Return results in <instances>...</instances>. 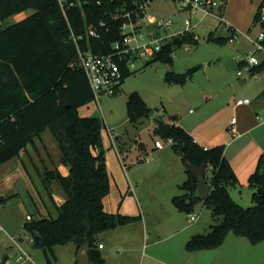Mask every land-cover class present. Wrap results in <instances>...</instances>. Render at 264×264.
I'll use <instances>...</instances> for the list:
<instances>
[{"label":"trees","instance_id":"obj_1","mask_svg":"<svg viewBox=\"0 0 264 264\" xmlns=\"http://www.w3.org/2000/svg\"><path fill=\"white\" fill-rule=\"evenodd\" d=\"M146 1L152 0H63V4L59 0H0L1 20L34 9L24 19L0 27V165L20 157L29 146H35L47 129L51 131L61 152V162L68 166L69 172L65 174L59 168H36L46 191L45 197L36 186L46 213L37 207L24 226L41 234L55 263L56 245L74 242L79 248L87 242L89 264H107L99 250L98 235L142 219L141 214L109 212L105 208L112 182L103 141L106 125L99 116L79 113V108L96 100V95L78 64L79 49L73 33L79 37L85 35L89 27H95L98 36L79 39L80 48H90L96 53L109 52L112 44L122 39L125 14L131 12L136 20L143 15L140 4ZM257 15L258 12L255 22ZM227 39L230 36H215L213 32L208 36L209 41L225 42ZM197 43L192 33L177 36L153 59L146 61V65L158 59L173 61L176 49ZM197 68L186 73L169 71L166 77L171 82L185 83ZM253 69L261 71L264 64ZM123 71L124 81L132 72L127 68ZM127 106L131 121L151 111L136 91L129 95ZM168 139L172 140L177 152L180 143L183 144L182 160L187 174L181 185L185 193L173 196L175 206L189 214L198 201L204 200L217 221L209 232L192 235L186 249L194 252L219 247L228 233L246 236L253 243L264 240V151L248 180L255 190L254 204L243 207L230 193L239 179L225 154L224 145L205 148L182 125L175 123L171 125ZM187 160L194 165H207V181L211 187L208 196L198 195V178L187 166ZM24 166L30 173L26 163ZM55 182L66 194L62 201L52 191ZM16 195L0 193V205ZM6 259L0 264H6Z\"/></svg>","mask_w":264,"mask_h":264},{"label":"rangeland","instance_id":"obj_2","mask_svg":"<svg viewBox=\"0 0 264 264\" xmlns=\"http://www.w3.org/2000/svg\"><path fill=\"white\" fill-rule=\"evenodd\" d=\"M225 1L226 5L222 8L216 7V10L222 9L225 19L236 30L235 37L225 42L209 41L208 36L211 32L215 36L223 37H228L230 32L219 19L205 18L200 26L194 29V32L200 36L197 44H185L176 49L173 61L158 59L146 65L145 60H136L131 67L132 73L125 77L114 95L101 94L89 107L82 109V112L90 113L89 116L102 118L106 125L104 129L107 136V127H110L114 131L115 138L118 137L120 146L125 145L128 148L133 146L134 151V146H137L139 142L146 144L147 151L139 156V161L135 162V165L128 164L126 169L132 189L134 188V193L142 202L150 221L153 216L160 214L164 221L169 218L168 211L162 213L163 207L166 210L173 209L178 212L173 196L185 193L181 185L186 179L185 164L171 139L161 136L160 132H154L156 119L162 120L169 126L174 123L182 125L191 134V128L200 131L210 125H216L212 131L215 128L221 130L235 116L243 124L242 130H237L236 133L229 130V138L241 139L230 148L227 142H224L226 153L235 166L243 161L251 162L252 159H256L255 167L258 164V158H255L253 151L258 141L264 143V118L260 116L264 111V95L262 94L264 92V69L254 70L247 61L256 48L249 36L256 38L261 31V26L255 24V15L260 6L264 4V0ZM33 12L34 9L24 10L5 20L0 19V27L10 26ZM200 15L201 13L198 17L191 16L193 24L198 22ZM188 17L189 13L180 9L178 1L152 0L147 6L144 21L146 26L153 25L152 19L156 25L173 21L171 26L160 28L162 34L165 28L169 34H173L184 30L183 22ZM191 33L194 37L193 32ZM256 56L260 61L259 65L264 64V51L260 50ZM227 58H233L235 62L231 66L219 64ZM194 67L198 68L185 83L171 82L166 77L169 71L186 73ZM134 91L140 94L151 111L149 115L131 121L128 118L127 101ZM243 98H250L252 104H236L239 99ZM241 133L244 134L240 135ZM156 139L164 143L162 149H153ZM37 143L39 147H36V150L31 147V152L39 163L38 167L30 165L29 158L24 155V159L30 165L33 182L29 184L21 182L16 192L17 195L5 205H0V227H2L0 229V262L7 257L12 264H45L43 250L33 248V242L28 239L30 231L25 228L24 224L28 215L34 216L37 207L40 210L45 209L42 198L34 188L39 186L46 197V191L36 168H58L56 162L61 161V152L49 129L43 133V139H37ZM39 158L46 160V166L39 162ZM172 158L181 162L179 173L174 171ZM63 168L66 171L64 173L68 174V166L64 165ZM52 191L65 194L56 182L52 185ZM129 191L131 192L128 187L127 194L130 193ZM254 191L247 180H240L230 189L232 198L243 207L254 204L252 200ZM124 194L117 188L111 189L107 195L109 196L108 207H114L117 211L120 202L124 199ZM56 198L62 201L59 195ZM46 200L48 202L49 198L47 197ZM156 213L158 214L155 215ZM193 213L199 218L191 223V235L207 233L211 230V225L217 223L212 209L205 205L204 200L196 203ZM184 216L189 223V215L185 213ZM128 228L131 227L121 229L122 234L125 233L123 236L125 239H127L126 232L130 230ZM117 232L107 231L98 235V242L106 245L104 252L110 253L111 260L114 262H119L124 255L122 242L114 237ZM11 237L21 243L30 255L31 261L23 263L15 261L16 247ZM229 238L245 242L247 248L243 246L240 248L245 253L255 255L256 259L252 264H264V240L253 243L246 236L228 233L226 243L229 242ZM78 249L74 242L56 245L54 250L59 256L58 264H74L77 261L75 253ZM207 256H201L199 259V255L192 256L191 254V264H209Z\"/></svg>","mask_w":264,"mask_h":264},{"label":"crops","instance_id":"obj_3","mask_svg":"<svg viewBox=\"0 0 264 264\" xmlns=\"http://www.w3.org/2000/svg\"><path fill=\"white\" fill-rule=\"evenodd\" d=\"M92 102L83 105L79 108L80 115L89 116L90 113L88 112L84 113L82 112V109H84V107H89ZM231 120L228 121L221 130L219 129L216 130L215 128V130L212 131L213 127H216V125L207 126L204 129H201L200 131L199 130L195 131L196 129L191 128V135L194 137V139H196L195 140L196 142H198L201 146L205 148L213 147L216 145H223L224 142H227L230 148L239 139H241V138H237L235 140L234 138L233 139L229 138ZM242 126L243 124L237 119L238 131H240V129L242 130ZM156 127L157 124L154 126V132L159 133V130L155 131ZM184 128L186 129V127ZM107 130H108V136L106 130L105 129L103 130V141H104V147L107 157V166L112 179L111 189L117 188L121 193H125L123 195L124 199L123 201L120 202L117 211H120L121 213L128 215L144 214L142 215L141 220H138L136 222L127 225L119 226L112 230H108V231H118L114 237H116V239L119 238V240L122 242L124 246V255L119 262L112 261L110 253L106 251L104 252L106 245H104L102 242H98L97 240L99 245L103 244V247L101 248L99 247V250L101 251L103 257L106 259L107 264H191V254L192 256L199 255V259H201V256L205 257L208 255L207 258L209 260V264L254 263L255 261L254 259H256L255 255L243 252L240 246L246 247V244L245 242L239 241L236 238H229L228 243L224 242L219 247L205 249L202 251L189 252L186 249V244L192 236L191 223L190 222L187 223V220L185 219L184 216L185 212L180 211L178 208H177L178 212H176L173 209L166 210L163 207L162 213L168 211L167 213L169 214L168 216L169 218H167V220L164 221L160 214L159 216H153L150 221L146 216V212L144 210V206L142 202H140V200L137 198L136 194L134 193V188L132 189V184L130 183V179L129 176L127 175V169H126V166L128 164L135 165V162L139 161L140 158L139 156L147 151L146 144L142 141L139 142L137 146H134V151H133L132 149L133 146L128 148L125 145L123 146L119 145V139L118 137L115 138L113 129L107 127ZM243 134L244 133H241L240 135ZM41 139H43V134ZM140 144H143L144 146L140 147ZM31 147L36 150V147H39L37 141L35 146H29L27 152H23L20 157H13L12 159L0 165V193L14 194L17 192V189L19 188L21 182H25L26 184L33 182L30 165H33L34 167H38L39 163L36 160V158H34L31 152ZM153 149L156 150L162 148H157L154 143ZM263 151H264V143H262V141H258L255 151H253V153L255 152V158H258L259 160V157ZM225 154L229 159L226 150H225ZM24 155H26L29 158V163H31L30 165L27 163L28 161L24 159ZM229 160L234 167V170L237 174L239 181L240 180L248 181L250 175L255 171L257 167V166L255 167L256 159H252L251 162L243 161L238 166H235L231 161V159ZM172 161H173L172 166L175 169L174 171H176V173H179V170L181 171V162H179V160L176 161L174 158H172ZM23 162L26 163V166L29 168L30 173L26 170ZM39 162L42 163V165L45 164L46 166L45 159L39 158ZM56 165L63 172H66L63 168L64 164L60 160L56 162ZM184 172L186 174L185 168H184ZM186 178H187V174H186ZM128 187L129 190H131V192L129 191L130 192L129 194H127ZM34 188L36 189V186ZM57 195H59L62 198V200L66 198V194L63 195L62 193H55V196ZM108 197L109 196L105 198V208L109 212H117L115 211L114 207L112 208L108 207L109 205ZM41 211L46 213V209L42 208ZM157 214L158 213H156L155 215ZM124 227H131L128 228L130 229L128 230L129 233L126 232L127 239L123 237L125 233L124 235L122 234L121 229ZM55 254L57 256V264H58L59 256L57 255L56 251ZM75 255L77 258V252L75 253Z\"/></svg>","mask_w":264,"mask_h":264},{"label":"built area","instance_id":"obj_4","mask_svg":"<svg viewBox=\"0 0 264 264\" xmlns=\"http://www.w3.org/2000/svg\"><path fill=\"white\" fill-rule=\"evenodd\" d=\"M63 4V0H59ZM179 3V7L182 11L189 13V17L183 22L184 30L179 33L169 34L165 28L164 33L160 31L161 26H171L173 21L166 23L161 22L158 25L152 19L153 25L146 26L144 21L147 14V6L150 1H146L140 4V9L143 15L138 16L136 20L132 18V13L127 12L125 17L127 18L122 25L121 34L122 39L112 44V50L106 53H96L90 48L82 49L79 46V39L88 38L89 36H98V31L95 27L91 26L85 35L77 37L73 33L74 40L76 41L79 49L78 64L84 69V72L88 78V81L97 96L101 94L114 95L117 89L123 82L124 68L131 69L135 61L142 59L145 61L153 59L159 52L163 50V47L173 38L177 36L191 34L193 32L194 39L199 40V35L194 32L195 27L200 26L202 21L208 17H215L219 19L225 28L230 32V39L236 36V30L233 26L227 22L223 12L216 10V7L222 8L226 5L225 0L217 2L216 0H176ZM200 18L197 23L193 24L191 16ZM255 24L261 26V31L256 38L249 36L250 40L256 45L253 54L249 57L247 63L251 68L260 64L259 59L256 56L260 50L264 51V4L261 5L258 11L257 20ZM147 27V28H146ZM252 103L250 98H243L237 101L238 105H249ZM261 118H264V111ZM230 130L234 133L237 132V117H232ZM172 141V140H171ZM155 145L157 148H163L164 143L161 140H156ZM190 223H194L198 220L199 216L195 213H189ZM32 216L28 215V220H31ZM2 229V227H0ZM16 247L15 261L17 263H23L31 261L30 255L24 250L21 243L15 238L11 237ZM33 242V237L28 238ZM99 247H103L100 244ZM6 264H12L6 259Z\"/></svg>","mask_w":264,"mask_h":264},{"label":"water","instance_id":"obj_5","mask_svg":"<svg viewBox=\"0 0 264 264\" xmlns=\"http://www.w3.org/2000/svg\"><path fill=\"white\" fill-rule=\"evenodd\" d=\"M235 62L233 58H227L219 62L220 65L231 66ZM156 124L161 136L168 138L171 131V126L165 124L162 120L156 119ZM179 154L181 157L184 156L183 144L180 143ZM187 166L191 170L192 174L198 178V188L197 192L199 196L206 197L211 192L210 184L207 181V165L203 164L201 166L194 165L190 160L186 161ZM33 237V248L42 249L45 257V264H57L49 254L48 249L45 246V241L41 234L36 230L30 231ZM77 262L78 264H89V243H84L81 245L77 251Z\"/></svg>","mask_w":264,"mask_h":264}]
</instances>
